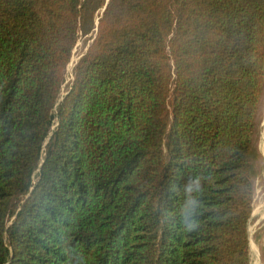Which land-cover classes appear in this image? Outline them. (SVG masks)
Here are the masks:
<instances>
[{"label": "trees", "instance_id": "1", "mask_svg": "<svg viewBox=\"0 0 264 264\" xmlns=\"http://www.w3.org/2000/svg\"><path fill=\"white\" fill-rule=\"evenodd\" d=\"M263 97L264 0H0V264H252Z\"/></svg>", "mask_w": 264, "mask_h": 264}, {"label": "rangeland", "instance_id": "2", "mask_svg": "<svg viewBox=\"0 0 264 264\" xmlns=\"http://www.w3.org/2000/svg\"><path fill=\"white\" fill-rule=\"evenodd\" d=\"M92 38L91 35L82 36L78 41L70 64L65 72L60 101H62L64 95L72 84L75 75V68L91 45L93 41ZM254 144L256 149L254 156L256 182L253 213L255 210L256 216L251 218L249 222L248 233L252 264H264V97L260 104L258 125L254 134Z\"/></svg>", "mask_w": 264, "mask_h": 264}, {"label": "crops", "instance_id": "3", "mask_svg": "<svg viewBox=\"0 0 264 264\" xmlns=\"http://www.w3.org/2000/svg\"><path fill=\"white\" fill-rule=\"evenodd\" d=\"M256 215H255V210H254V213H253V215H252V217L251 218H254ZM251 220V219H250Z\"/></svg>", "mask_w": 264, "mask_h": 264}, {"label": "water", "instance_id": "4", "mask_svg": "<svg viewBox=\"0 0 264 264\" xmlns=\"http://www.w3.org/2000/svg\"><path fill=\"white\" fill-rule=\"evenodd\" d=\"M93 42V41H92Z\"/></svg>", "mask_w": 264, "mask_h": 264}]
</instances>
